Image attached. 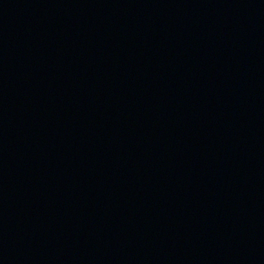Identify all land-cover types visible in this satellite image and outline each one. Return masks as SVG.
Here are the masks:
<instances>
[{"label":"water","instance_id":"95a60500","mask_svg":"<svg viewBox=\"0 0 264 264\" xmlns=\"http://www.w3.org/2000/svg\"><path fill=\"white\" fill-rule=\"evenodd\" d=\"M0 264H264V0H0Z\"/></svg>","mask_w":264,"mask_h":264}]
</instances>
